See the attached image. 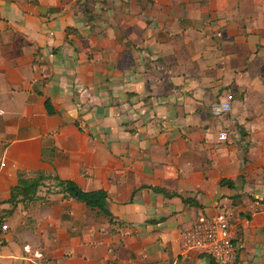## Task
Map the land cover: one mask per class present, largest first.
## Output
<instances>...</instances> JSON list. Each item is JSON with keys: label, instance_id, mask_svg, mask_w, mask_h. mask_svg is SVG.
Returning a JSON list of instances; mask_svg holds the SVG:
<instances>
[{"label": "crops", "instance_id": "0c3cea01", "mask_svg": "<svg viewBox=\"0 0 264 264\" xmlns=\"http://www.w3.org/2000/svg\"><path fill=\"white\" fill-rule=\"evenodd\" d=\"M0 142V264H214L180 234L220 212L264 264V0H0Z\"/></svg>", "mask_w": 264, "mask_h": 264}, {"label": "built area", "instance_id": "2783aa9c", "mask_svg": "<svg viewBox=\"0 0 264 264\" xmlns=\"http://www.w3.org/2000/svg\"><path fill=\"white\" fill-rule=\"evenodd\" d=\"M229 109V102H219L211 110L219 115ZM218 137L225 140L227 132H219ZM180 244L183 253H203L216 264H233L237 256L232 226L225 212L200 219L184 229L180 234ZM36 256L40 257L41 254Z\"/></svg>", "mask_w": 264, "mask_h": 264}, {"label": "trees", "instance_id": "16d2710c", "mask_svg": "<svg viewBox=\"0 0 264 264\" xmlns=\"http://www.w3.org/2000/svg\"><path fill=\"white\" fill-rule=\"evenodd\" d=\"M83 6H84V13L86 15L87 20L89 21L93 18V14L88 9V6L85 2L83 3ZM71 30L72 28L68 27L66 29V32L69 33V31ZM66 39L68 42L71 43V39H69L68 35L66 36ZM45 107L48 113H51L53 111L51 103L48 99L45 100ZM62 182H63V189H62L63 198L74 199L83 202L89 208L98 209L99 212L107 216L110 221L113 220V217L107 208L108 193L106 190L104 189L84 190L75 181L70 179H65ZM225 182L227 184H230L229 180L221 181V183H225ZM153 189L157 192L163 193L165 196L175 195L174 193H168L162 188L153 187ZM34 192H35V185L31 179H19L17 183L10 188L9 198L4 201L11 205V209L5 210V213H9L13 211V209L19 205L23 207H27L29 205L31 198L34 195ZM183 202L185 204L199 206V204L196 201L190 198H183ZM3 222H4L3 217H0V230H2L5 227ZM200 255L207 256L203 253H200ZM207 257L214 264H216L210 256Z\"/></svg>", "mask_w": 264, "mask_h": 264}, {"label": "rangeland", "instance_id": "374dc122", "mask_svg": "<svg viewBox=\"0 0 264 264\" xmlns=\"http://www.w3.org/2000/svg\"><path fill=\"white\" fill-rule=\"evenodd\" d=\"M1 148H2V143L0 142V151H1Z\"/></svg>", "mask_w": 264, "mask_h": 264}]
</instances>
